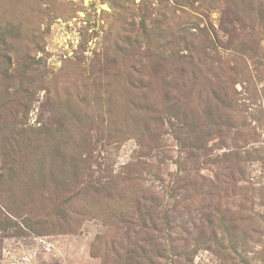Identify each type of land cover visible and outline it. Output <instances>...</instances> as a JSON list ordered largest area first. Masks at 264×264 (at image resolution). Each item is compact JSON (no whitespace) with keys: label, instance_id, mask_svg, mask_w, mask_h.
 I'll use <instances>...</instances> for the list:
<instances>
[{"label":"rangeland","instance_id":"obj_1","mask_svg":"<svg viewBox=\"0 0 264 264\" xmlns=\"http://www.w3.org/2000/svg\"><path fill=\"white\" fill-rule=\"evenodd\" d=\"M0 264H264V0H0Z\"/></svg>","mask_w":264,"mask_h":264}]
</instances>
